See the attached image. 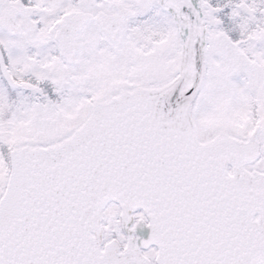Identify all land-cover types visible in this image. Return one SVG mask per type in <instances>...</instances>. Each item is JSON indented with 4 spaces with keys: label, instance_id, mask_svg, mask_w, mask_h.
Returning <instances> with one entry per match:
<instances>
[{
    "label": "snow or ice",
    "instance_id": "snow-or-ice-1",
    "mask_svg": "<svg viewBox=\"0 0 264 264\" xmlns=\"http://www.w3.org/2000/svg\"><path fill=\"white\" fill-rule=\"evenodd\" d=\"M0 264H264V0H0Z\"/></svg>",
    "mask_w": 264,
    "mask_h": 264
}]
</instances>
